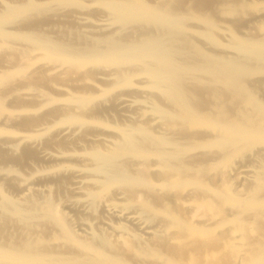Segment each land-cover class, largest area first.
I'll use <instances>...</instances> for the list:
<instances>
[{
  "label": "bare ground",
  "instance_id": "bare-ground-1",
  "mask_svg": "<svg viewBox=\"0 0 264 264\" xmlns=\"http://www.w3.org/2000/svg\"><path fill=\"white\" fill-rule=\"evenodd\" d=\"M0 264H264V0H0Z\"/></svg>",
  "mask_w": 264,
  "mask_h": 264
},
{
  "label": "rangeland",
  "instance_id": "rangeland-1",
  "mask_svg": "<svg viewBox=\"0 0 264 264\" xmlns=\"http://www.w3.org/2000/svg\"><path fill=\"white\" fill-rule=\"evenodd\" d=\"M14 170V169H13ZM69 179H66V183H65V181L63 180L62 182L63 183H58L57 181H51V183H49L50 184V186H51V188L52 189H54V192H56L53 196H54V199H55V201H58V200H60V199H64L65 197H67V198H65V199H74V198H76L75 197V195L73 194V193H71V192H69V187H70V181H68ZM58 184H60V186L58 185ZM65 184V185H64ZM63 186V187H62ZM35 187L36 188H38V189H42L43 187H45V186H43V184L40 186V184L39 183H37V186L35 185ZM54 187H56V188H54ZM61 187V188H60ZM68 189V190H67ZM61 190V191H60ZM62 190L64 191V192H62ZM53 192V193H54ZM68 192V193H67ZM67 195V196H66ZM75 207V208H74ZM74 207H68V208H64V211L67 213V215H69V217H70V219L72 220V222H73V226H74V228H76V230H79L80 232H84L85 230V228L84 227H80L79 225H77L76 226V223L78 222V221H83V220H90L89 219V215L88 214H86V216L84 215L86 212H85V210L84 209H82V207H78V206H74ZM73 208V209H72ZM73 211H72V210ZM75 209V210H74ZM99 209V210H98ZM97 209V212H96V214H95V218L94 219H92L93 220V222L94 223H97L100 227H102V228H106V223H108V217H110V215H108V213L109 214H111V216H113L114 217V219L115 220H117L116 218H117V216H118V219L120 220V221H123V220H125V218L123 219L122 218V216H120V214H118V213H115L114 211H109L108 213L107 212H104V211H100L101 210V208H98ZM75 211V212H74ZM99 212H101V213H99ZM83 214V215H82ZM105 216V217H104ZM107 217V218H106ZM113 217H111V218H113ZM123 220H122V219ZM100 221H102V222H100ZM103 223H105V224H103ZM103 225V226H102ZM139 225V224H138ZM79 227V228H78ZM78 228V229H77ZM83 229V230H82ZM141 230H142V227H141Z\"/></svg>",
  "mask_w": 264,
  "mask_h": 264
}]
</instances>
